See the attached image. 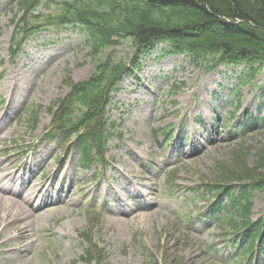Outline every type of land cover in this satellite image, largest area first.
I'll return each instance as SVG.
<instances>
[{
    "label": "rangeland",
    "instance_id": "1",
    "mask_svg": "<svg viewBox=\"0 0 264 264\" xmlns=\"http://www.w3.org/2000/svg\"><path fill=\"white\" fill-rule=\"evenodd\" d=\"M62 1L44 0L39 10H56ZM19 14L15 0H0V176L13 177V189L21 180L44 184L47 201L38 211L21 201L25 192L13 194L22 205L10 210L26 221L18 228L28 236L14 224H0V264H82L86 230L104 254L90 264H151L152 258L162 261V246L179 264L221 258L237 264L228 210L211 211L212 185L222 167L237 163L238 148L253 165L264 144V61L242 84L245 65L208 71L188 54H165L166 44L154 45L113 94L107 115L115 126L105 163L83 168L77 149L62 148L61 138L47 137L45 129L48 107L69 91L67 76L81 81L95 69L88 35L79 26H48L25 39L12 58V19ZM131 49L124 39L101 55L120 60ZM130 184L147 195L126 190ZM251 200L255 220L263 215L264 193L254 191ZM260 253L264 257V246Z\"/></svg>",
    "mask_w": 264,
    "mask_h": 264
},
{
    "label": "trees",
    "instance_id": "2",
    "mask_svg": "<svg viewBox=\"0 0 264 264\" xmlns=\"http://www.w3.org/2000/svg\"><path fill=\"white\" fill-rule=\"evenodd\" d=\"M16 3L20 14L12 19L13 56L24 37L48 26H79L88 33L95 69L82 81L67 76L69 91L48 107L51 121L46 130L47 135L58 134L66 144L76 137L74 145L84 167L102 159L110 128L115 126L107 115L112 93L119 89L125 74L139 68L154 45L166 44L165 53H186L208 71L219 65H245L249 73L242 84L255 76L264 61V0H63L56 10L45 13L39 10L44 0ZM124 39L131 42L129 57L116 60L110 53L101 55ZM177 87L174 85V90ZM32 113L35 125L37 109ZM245 154L238 148L237 163L222 167L214 185L218 197H228L225 207L230 208L234 232H242L238 245L241 256L247 257V264H257L261 258L254 259V253L264 246V212L256 220L250 215L253 192L264 193V144L256 149L253 165ZM81 237L87 246L80 261L101 262L103 249L93 236L87 230ZM162 249V261L152 258L151 264H179L167 247Z\"/></svg>",
    "mask_w": 264,
    "mask_h": 264
},
{
    "label": "bare ground",
    "instance_id": "3",
    "mask_svg": "<svg viewBox=\"0 0 264 264\" xmlns=\"http://www.w3.org/2000/svg\"><path fill=\"white\" fill-rule=\"evenodd\" d=\"M14 181L13 177H10L9 175H2L0 176V212H3V214H0V224H4L3 227L6 225L9 226V224H14L15 230L21 234L24 238H27L28 233L25 230H22L18 228V224L23 221V218L17 217L12 213L10 210V207H14L15 209H18L20 204V200L14 198L13 194H17L18 191H23L26 193V197L24 200H21L27 207H33L34 204H36V209L40 211L41 209H46L45 201H47V196L44 195L42 192V188L44 184H39L34 179H28V180H21L18 184L17 189H13V187L10 186V183ZM39 185L37 188L36 186ZM126 190L134 192L139 198L143 197L142 194L136 188H134V185L130 184L127 187H125ZM116 200L120 202L117 198ZM35 202V203H34ZM17 205V206H16ZM30 207V208H31ZM45 207V208H44ZM45 213V212H44ZM10 215L16 216L13 220L9 219ZM24 223L26 221H23ZM18 236V234H17ZM12 238V236H9ZM16 237V236H15ZM19 237V236H18Z\"/></svg>",
    "mask_w": 264,
    "mask_h": 264
}]
</instances>
